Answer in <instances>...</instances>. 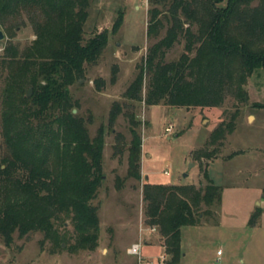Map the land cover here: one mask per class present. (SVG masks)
Here are the masks:
<instances>
[{
	"label": "trees",
	"instance_id": "trees-1",
	"mask_svg": "<svg viewBox=\"0 0 264 264\" xmlns=\"http://www.w3.org/2000/svg\"><path fill=\"white\" fill-rule=\"evenodd\" d=\"M148 3L146 37L157 39L162 30L165 34L148 48L124 93L126 103H113L107 124L112 132L119 115L127 120L125 178L136 182L141 180L136 104L220 107L229 92L244 101L247 79L264 71V0ZM88 7V0H0L3 34L12 38L25 21L34 33L21 52L8 42L0 56V239L6 247L16 234L23 238L40 233L60 248L66 236L56 224L65 220L75 232L74 249L97 247L99 218L93 201L104 178L106 128L100 125L92 137L70 92L98 64L108 44L106 30L84 38ZM122 16L120 12L113 32ZM181 40L183 52L166 62L167 52ZM100 84L96 83L98 89ZM232 131V122L221 123L212 141ZM204 178L208 180L204 188L147 181L142 185L146 225L164 238V264L181 263V228L199 224L202 205L221 201L222 187L206 172ZM115 181L120 188L124 179Z\"/></svg>",
	"mask_w": 264,
	"mask_h": 264
},
{
	"label": "rangeland",
	"instance_id": "rangeland-1",
	"mask_svg": "<svg viewBox=\"0 0 264 264\" xmlns=\"http://www.w3.org/2000/svg\"><path fill=\"white\" fill-rule=\"evenodd\" d=\"M88 2L84 38L106 30L108 44L98 64L88 69L81 84L72 85L70 92L78 101L79 114L86 120L90 135L93 137L100 125L106 128L104 178L93 201L99 218L97 247L92 251L74 249L75 232L65 220L56 224L58 232L66 236L60 248L40 233L23 238L16 234L11 247L4 246L0 239V264H160L159 256L165 254L164 238L158 229L152 231L146 225L142 185L147 177L150 184L204 188L208 184L205 172L222 187L221 201L210 207L202 205L199 224L181 228L180 264H264V71L257 70L247 79L244 101L229 92L220 107L185 109L136 104L141 180L126 179L128 153L123 144L130 139L128 123L119 115L110 132L108 116L113 103H126L123 96L138 66L165 30L157 39L146 37L148 0ZM120 12L121 25L113 32ZM11 37L4 33L0 56L8 42L18 52L31 44V24L25 21ZM183 45L182 40L175 44L167 52L166 62L177 60ZM97 82H101L99 89ZM2 87L3 79L0 108ZM229 122L233 131L212 141L218 126ZM168 125L172 126L170 133L165 132ZM2 140L0 130V157ZM115 177L124 179L120 188ZM138 242L140 261L127 253Z\"/></svg>",
	"mask_w": 264,
	"mask_h": 264
},
{
	"label": "built area",
	"instance_id": "built-area-1",
	"mask_svg": "<svg viewBox=\"0 0 264 264\" xmlns=\"http://www.w3.org/2000/svg\"><path fill=\"white\" fill-rule=\"evenodd\" d=\"M147 2V0H146ZM172 131V126L168 125V127L165 129L166 133H170ZM152 231H155V228L152 229ZM127 253L132 256H136L138 258V261L142 260L141 258V244L140 242L132 244L129 249L127 250ZM219 254V252H218ZM166 259V255L163 254L162 256H159L160 264H162Z\"/></svg>",
	"mask_w": 264,
	"mask_h": 264
},
{
	"label": "water",
	"instance_id": "water-1",
	"mask_svg": "<svg viewBox=\"0 0 264 264\" xmlns=\"http://www.w3.org/2000/svg\"><path fill=\"white\" fill-rule=\"evenodd\" d=\"M3 38H4V34H3L2 31L0 30V41L3 40ZM30 94H31V91H28V92H27V95L29 96ZM73 112H75V111H73Z\"/></svg>",
	"mask_w": 264,
	"mask_h": 264
},
{
	"label": "crops",
	"instance_id": "crops-1",
	"mask_svg": "<svg viewBox=\"0 0 264 264\" xmlns=\"http://www.w3.org/2000/svg\"><path fill=\"white\" fill-rule=\"evenodd\" d=\"M146 180L149 181V178L146 177ZM213 181V180H212ZM167 185H170V184H167Z\"/></svg>",
	"mask_w": 264,
	"mask_h": 264
}]
</instances>
